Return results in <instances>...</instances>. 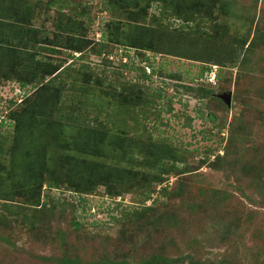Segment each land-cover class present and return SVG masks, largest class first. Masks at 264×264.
<instances>
[{
  "label": "rangeland",
  "instance_id": "374dc122",
  "mask_svg": "<svg viewBox=\"0 0 264 264\" xmlns=\"http://www.w3.org/2000/svg\"><path fill=\"white\" fill-rule=\"evenodd\" d=\"M66 1L60 14V5L48 11L41 8L46 3L43 0H31L33 5L40 4L34 24L43 31L41 38H53L55 33L65 38L68 27L70 36L90 40L83 56L68 50L58 54L46 45H17L19 40L12 36L4 46L15 54L20 49L24 54L34 52L40 46L53 63L70 65L49 83L58 90L56 119L64 112L63 121L68 125L96 127L104 123L115 133L123 126L130 136L145 134L174 146L181 159L175 164L177 171L165 176L162 185H154L153 200L144 203L154 211L148 212L146 221L141 215L138 221L147 226L154 223L155 215L168 211L177 223L171 229L156 226L149 234L147 230L134 234L133 225L131 235L118 240L122 227L112 220L117 213L114 208L118 206L120 212L142 208L141 194L124 192L111 197L101 186L93 194L81 195L63 187L50 190L44 184L43 208L15 200V207L26 209L18 214L2 209L0 203V264H54L55 257L62 254L60 232L72 243L64 247L85 261L98 262L106 253L108 264H120L124 259L136 262L161 249L173 257L193 252L194 261L205 264H219L226 253L231 264H257L264 255V40L244 61L222 68L214 60L186 56L208 53L211 22L195 17L186 26L183 20L165 16L161 1L151 7L143 3L147 13L143 12L137 25L152 28L153 37L176 44L181 54L142 52L124 42H108L107 24L115 17L105 6L106 0ZM188 1L200 6L199 0ZM200 1L204 11L213 6V18L228 30L219 37L224 46L235 48L237 39L251 32L254 35L256 26L264 29V0ZM116 16L126 32L130 27L126 14ZM180 26L184 30L177 33L181 37L177 44L174 31ZM6 38L7 34L0 35V45ZM103 44L107 47L100 54ZM242 52L238 50L237 61ZM207 68H216L219 79L208 82ZM144 71L149 78H143ZM15 77L0 74V122L7 131L14 125L10 113L19 112L22 101L33 91L32 86L21 88ZM127 83L129 88L140 86L144 93L142 100L135 101L137 107L121 108L114 97L125 92ZM230 92L232 105L228 106L219 95ZM149 100L154 101L155 109L147 105ZM70 113L74 122L67 120ZM164 187H168L165 192ZM74 217L84 226L78 232L73 230ZM189 245L194 249L186 248Z\"/></svg>",
  "mask_w": 264,
  "mask_h": 264
},
{
  "label": "trees",
  "instance_id": "16d2710c",
  "mask_svg": "<svg viewBox=\"0 0 264 264\" xmlns=\"http://www.w3.org/2000/svg\"><path fill=\"white\" fill-rule=\"evenodd\" d=\"M43 1L46 3L41 8L48 9V11L52 10L55 5H60L58 6L60 14L64 7L63 1L67 2L66 0ZM159 1L164 3L165 16L183 20L186 26H189V22L193 21L195 17L214 25L211 28L213 35L209 37L210 41L207 44L210 49L208 53L205 56L190 53L186 55L191 57L188 58L190 60L202 57L207 61L214 60L216 65L222 68L234 67L244 61L247 53L254 52L259 48L264 40V29L256 26L254 35L251 32L245 37L237 39L235 48L233 45H229L230 47L222 45L218 42L220 41L219 37L222 36V32L227 33L228 30L220 26L213 18V6H207L204 11L203 6L199 3L200 0L197 2L200 6H193L196 3H191L188 0L184 2L176 0H106L105 6L115 17L107 24L110 39L108 42H124L128 47L142 52L151 51L179 56L181 52L175 49L176 44L169 45L168 41H161V37H153L152 28L142 24L137 25L141 16L147 13L142 4L151 7L152 4ZM37 7L40 8V4L33 5L31 0H0V35H8V38L2 40L4 43L0 45V74L7 79L15 77L14 74H16V81L21 88L32 86L33 90L31 97L22 101L24 103L20 107L21 110L10 113V119L14 120L12 131H7L4 124L0 122V203H2V209L18 212V214L22 212L21 210H26L22 206L15 207V200H22L20 202L24 206L41 207V191L45 185L50 190L63 187L69 192L81 195L93 194L102 186L111 197L119 196L124 192H136L143 198L142 208L128 206L129 208L122 212L118 210V206L114 208L117 213L112 217V220L122 227V235L116 237L118 240H125L129 237L133 225L134 234L142 233L143 230H147V234H149L156 226L162 227V229H171L173 222H177L173 213L168 211L155 215L154 223H148L147 226L142 225L138 219L141 215L140 219L146 221L148 212L154 211V208L146 207L144 203L153 200L152 196L156 191L154 185H162L165 176L177 171L175 164L181 160L180 154L165 139H155L153 136L145 134L130 136L123 126H118L117 133H115L104 123L96 127L68 125L69 123L66 124L63 121L66 118L64 112L57 119L54 117L60 111L57 102L59 97L56 95L58 90L50 87L49 83L57 79L61 72L70 65L65 67L63 64L53 63V60L49 59L50 56L44 57L41 53L44 49L40 46H51L54 48L53 52H59L58 54L62 50H68L83 56L85 49L92 42L85 37L76 39V37L70 36L68 27L64 30V32L67 31L65 38L58 33H55L53 38L49 36L41 38L43 31L40 30L41 28H36L34 24L38 14L36 13ZM221 10L230 11L224 7H221ZM122 13L126 14L127 22L130 25L126 32L121 29L122 20L116 19V15ZM69 20L70 25L73 26L72 19L69 18ZM181 27L174 31L177 44L181 40L177 33L184 30ZM11 36L13 40L15 38L19 40L17 45L29 46L34 43L40 46L34 52L28 50L26 54L22 49H17L19 54H15L14 50L4 46L5 42L9 43ZM106 47V44L101 45L98 53H103ZM238 50L243 51L240 61H237ZM55 55L57 54L52 56ZM144 60L149 61L146 57ZM210 71V68H207L204 74ZM216 77L218 80V71H216ZM143 78H149L145 71ZM127 85L125 92H117L119 95L116 93L114 97L118 98L121 108H128V105L137 107L135 101L142 100L141 95L144 93L140 91V86H136L137 89H134L135 86L129 88L130 83ZM187 89L191 90L190 87ZM211 95L209 92L208 96ZM138 105L143 108L142 104ZM147 105L151 109H155L153 100H149ZM71 116L72 113L67 117V120L74 122L73 119H70ZM49 150L53 152L50 153ZM57 150L64 151L65 154ZM164 188L161 190L165 192L168 187ZM17 208L19 211H15ZM24 215L27 217L26 214ZM74 219L73 230L78 232L84 226L81 221H76L75 217ZM58 238L62 244V254L55 257L54 264H108L109 262L106 257L109 255L106 253L102 254L104 259L100 258L98 262L85 261L80 255H74L65 248L72 244L67 234L60 232ZM115 242L119 246V242ZM188 247L194 249L190 245L186 248ZM173 256L168 250L165 252L160 249L155 254L141 258L136 262L124 259L120 264H205L203 261H194L196 257L193 252L186 251L179 256ZM229 259L230 256L226 253L221 257L219 264H231ZM257 264H264V255Z\"/></svg>",
  "mask_w": 264,
  "mask_h": 264
},
{
  "label": "water",
  "instance_id": "95a60500",
  "mask_svg": "<svg viewBox=\"0 0 264 264\" xmlns=\"http://www.w3.org/2000/svg\"><path fill=\"white\" fill-rule=\"evenodd\" d=\"M232 93H224L219 95V98L222 99L228 106L232 105Z\"/></svg>",
  "mask_w": 264,
  "mask_h": 264
},
{
  "label": "built area",
  "instance_id": "2783aa9c",
  "mask_svg": "<svg viewBox=\"0 0 264 264\" xmlns=\"http://www.w3.org/2000/svg\"><path fill=\"white\" fill-rule=\"evenodd\" d=\"M216 71H217L216 68H214L213 70L208 72V78H206L208 82L212 83V82L215 81V79H216Z\"/></svg>",
  "mask_w": 264,
  "mask_h": 264
},
{
  "label": "crops",
  "instance_id": "0c3cea01",
  "mask_svg": "<svg viewBox=\"0 0 264 264\" xmlns=\"http://www.w3.org/2000/svg\"><path fill=\"white\" fill-rule=\"evenodd\" d=\"M55 56H57V55H55Z\"/></svg>",
  "mask_w": 264,
  "mask_h": 264
},
{
  "label": "clouds",
  "instance_id": "9594fccd",
  "mask_svg": "<svg viewBox=\"0 0 264 264\" xmlns=\"http://www.w3.org/2000/svg\"><path fill=\"white\" fill-rule=\"evenodd\" d=\"M126 62V61H125Z\"/></svg>",
  "mask_w": 264,
  "mask_h": 264
}]
</instances>
